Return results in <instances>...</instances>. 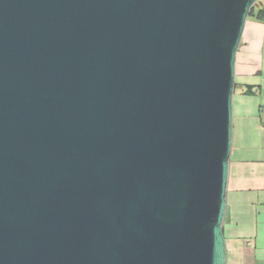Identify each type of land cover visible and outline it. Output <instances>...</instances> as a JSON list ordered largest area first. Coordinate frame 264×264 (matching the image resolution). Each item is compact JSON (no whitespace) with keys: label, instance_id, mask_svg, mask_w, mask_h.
<instances>
[{"label":"water","instance_id":"1","mask_svg":"<svg viewBox=\"0 0 264 264\" xmlns=\"http://www.w3.org/2000/svg\"><path fill=\"white\" fill-rule=\"evenodd\" d=\"M257 1L0 0V264H226Z\"/></svg>","mask_w":264,"mask_h":264},{"label":"crops","instance_id":"2","mask_svg":"<svg viewBox=\"0 0 264 264\" xmlns=\"http://www.w3.org/2000/svg\"><path fill=\"white\" fill-rule=\"evenodd\" d=\"M222 231L226 264H264V22L255 19L247 20L236 56Z\"/></svg>","mask_w":264,"mask_h":264},{"label":"trees","instance_id":"3","mask_svg":"<svg viewBox=\"0 0 264 264\" xmlns=\"http://www.w3.org/2000/svg\"><path fill=\"white\" fill-rule=\"evenodd\" d=\"M248 19H255L259 22H264V7L257 9L256 4L251 9ZM251 89H248L246 93H249Z\"/></svg>","mask_w":264,"mask_h":264},{"label":"rangeland","instance_id":"4","mask_svg":"<svg viewBox=\"0 0 264 264\" xmlns=\"http://www.w3.org/2000/svg\"><path fill=\"white\" fill-rule=\"evenodd\" d=\"M257 9L264 7V0H258L256 3Z\"/></svg>","mask_w":264,"mask_h":264}]
</instances>
